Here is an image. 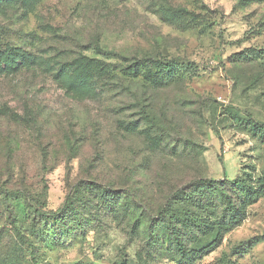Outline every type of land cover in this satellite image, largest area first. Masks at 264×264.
I'll use <instances>...</instances> for the list:
<instances>
[{
    "label": "rangeland",
    "instance_id": "1",
    "mask_svg": "<svg viewBox=\"0 0 264 264\" xmlns=\"http://www.w3.org/2000/svg\"><path fill=\"white\" fill-rule=\"evenodd\" d=\"M11 48L31 60L0 61V264H177L143 230L162 199L264 177V0H0ZM194 264H264V196Z\"/></svg>",
    "mask_w": 264,
    "mask_h": 264
},
{
    "label": "trees",
    "instance_id": "2",
    "mask_svg": "<svg viewBox=\"0 0 264 264\" xmlns=\"http://www.w3.org/2000/svg\"><path fill=\"white\" fill-rule=\"evenodd\" d=\"M95 50L98 54L110 56L98 47ZM19 57L22 62L31 60L29 54L15 48L0 52V61L5 67H17L15 59ZM140 63L141 60L136 61L129 67L127 78L134 79L138 75ZM83 64L88 69L93 66L99 76L108 73L102 60L92 59ZM66 66L64 64L62 69L66 70ZM115 79L117 85L122 86V77L116 74ZM110 80L112 78H104L103 84H109ZM263 196L264 177H254L249 172L234 180L195 178L177 185L164 197L155 211L154 220L143 225V230L148 236L155 232V236H161L168 246H172L177 264H194L219 247L225 234L246 218L248 207ZM128 199L134 210L141 212L144 218H150L152 209L140 206L131 195ZM27 205L36 209L32 199L27 201Z\"/></svg>",
    "mask_w": 264,
    "mask_h": 264
}]
</instances>
